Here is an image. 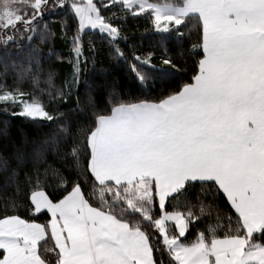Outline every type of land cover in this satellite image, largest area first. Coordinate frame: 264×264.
<instances>
[{"label":"snow or ice","instance_id":"obj_1","mask_svg":"<svg viewBox=\"0 0 264 264\" xmlns=\"http://www.w3.org/2000/svg\"><path fill=\"white\" fill-rule=\"evenodd\" d=\"M64 3L0 0V45L6 58L16 57L2 65L3 75L10 66L17 81L10 89L0 87V103L5 109L19 107L18 115L53 124L33 152L36 175L25 180L32 184L35 212L46 210L50 218L46 223L18 214L0 218V264H165V255L167 264H264V0H100L99 5L72 0L68 7L78 18L70 61L73 84H79L89 60L95 63L94 56H84L85 29L108 38L114 61L128 59L119 47L128 39L119 26L126 18L143 14L157 32L180 39L193 20L202 30L196 47L202 48L203 58L192 82L157 103L123 102L113 87L110 114L95 113L83 133V175L91 178V191L47 163L51 153L80 166L85 153L69 135L70 118L64 113L54 117L33 91L19 86L31 82L43 94V82L53 94L56 73L45 68L42 45L49 46V57L56 55V34L42 21ZM66 35L62 28L61 36ZM12 45L17 52L7 51ZM88 50L94 53L91 40ZM133 60L130 68L141 85L152 83L153 71L167 72L151 62L150 54ZM162 63L179 71L172 57ZM17 159L24 162L21 149ZM40 164L46 165L43 173ZM0 167L7 169V161ZM11 177H18L16 169ZM197 185L203 195L214 186L213 204L215 194L226 196L235 227L231 217L217 215L214 227L187 241L190 225L211 215L205 206L197 214L190 203H180ZM221 219L227 221L222 228ZM48 239L58 249H45L55 251L53 259L42 258L41 242Z\"/></svg>","mask_w":264,"mask_h":264},{"label":"trees","instance_id":"obj_2","mask_svg":"<svg viewBox=\"0 0 264 264\" xmlns=\"http://www.w3.org/2000/svg\"><path fill=\"white\" fill-rule=\"evenodd\" d=\"M48 2L53 4L56 3V0H48ZM99 2L100 0L97 1L98 5ZM155 2L171 4L175 0H155ZM68 5L69 1L63 9L59 6L52 9L42 21L56 34L52 42V48L56 55L49 57V46L47 44L42 45L45 68L51 67L56 73L53 80L55 88L51 89L53 94H48V86L43 82L39 85L40 89H45L43 94L35 89L31 82H24L19 86L25 91H33L36 99L54 117L64 113L70 118L69 135L73 141H80V149L85 153L84 156L80 157V166L75 167L70 158L58 161L51 153L47 156V163L60 169L66 178L78 180L83 188L91 191V178L83 175V165L87 155L84 148L85 135L83 133H86L87 129L92 126L95 113L110 114L113 106L111 96L113 87L119 91L123 102L139 103L147 100L157 103L166 94L174 93L185 84L192 82V78L198 70V61L203 58L202 48L196 47L201 43L202 30L193 20L187 28L183 29L184 35L180 39L175 33L157 32L153 20L145 18L143 14L136 18H126L119 26L123 29L122 35L127 36L128 39L119 41V47L128 57L127 61H114L112 59V46L108 38L99 32L87 31L83 38L84 56H94L95 63L89 60L87 69L80 76L79 84H73V66L70 61L74 60L72 36L78 29V18L74 16ZM181 27L183 28V26ZM62 28L67 33L64 37L61 36ZM89 40L94 45V53L88 50ZM7 51L15 53L18 49L12 45L7 48ZM147 54L151 55L153 64L157 65L158 68L167 69V72L153 71L152 83L149 86H144L136 79L130 65L135 63L134 55L143 58ZM166 57L174 59L179 71H174L163 65L162 60ZM15 60V56L6 58L4 46L0 45V87L6 84L10 89L17 83L13 69L9 66L7 75H3L2 66L4 63L11 65ZM56 89L60 90L59 94L56 93ZM19 112V107L14 106L5 109V106L0 103V164L3 160H6L8 164L7 169L0 167V218L8 214H18L23 219L46 223L50 215L46 214V211L35 212L34 206L30 202L32 184L25 183V180L29 176L34 177L36 175L37 165L34 163L33 152L51 132L53 124L45 119H32L18 115ZM13 113L17 114L13 115ZM17 149H21L24 153L23 163L17 159ZM45 167V164H40L39 171L43 173ZM12 169H16L18 172V177L15 179L11 177ZM33 182L35 183V181ZM47 191L51 192L52 189L49 188ZM214 192L213 186L212 192L203 195L202 189L197 185L187 200L182 199L180 201V203H190L192 211L197 214H199L200 206H205V212L211 213L207 219L202 215L200 220L194 221L195 227L190 225L191 235L186 236L187 241H194L197 233L214 227L217 224V215L231 217L233 227H235L236 216L230 202L220 192L215 194V203L213 204ZM93 203L94 206L100 203L98 196L93 197ZM180 210L183 211L184 209L181 208ZM226 223L227 221L223 219L219 221L221 228ZM169 226L170 231H173L174 224H169ZM41 245L42 258L53 259L55 251H58L55 249L54 240L48 239L46 243L42 241ZM45 249H55V251H45ZM164 260L167 264V255H165Z\"/></svg>","mask_w":264,"mask_h":264},{"label":"rangeland","instance_id":"obj_3","mask_svg":"<svg viewBox=\"0 0 264 264\" xmlns=\"http://www.w3.org/2000/svg\"><path fill=\"white\" fill-rule=\"evenodd\" d=\"M68 1H69V4L72 2V0H65L64 6L63 7H60V8L61 9L65 8L67 6ZM97 1H99V0H94V3H97ZM77 2H80V0H77ZM87 31H95V32H98L97 30L85 29V32H87ZM36 119H41V118H36ZM168 224H174V222L169 221Z\"/></svg>","mask_w":264,"mask_h":264},{"label":"crops","instance_id":"obj_4","mask_svg":"<svg viewBox=\"0 0 264 264\" xmlns=\"http://www.w3.org/2000/svg\"><path fill=\"white\" fill-rule=\"evenodd\" d=\"M43 211H46V210H42L41 212H43ZM50 215V214H49ZM55 242V241H54Z\"/></svg>","mask_w":264,"mask_h":264}]
</instances>
